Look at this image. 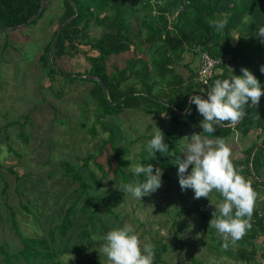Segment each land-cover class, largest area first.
<instances>
[{"label": "trees", "instance_id": "1", "mask_svg": "<svg viewBox=\"0 0 264 264\" xmlns=\"http://www.w3.org/2000/svg\"><path fill=\"white\" fill-rule=\"evenodd\" d=\"M48 1L44 0L42 13L27 24L39 11L41 0H0V29L15 30L35 25L47 10ZM60 2L61 15L50 40L41 49L38 61L50 88L55 82V76L60 75L71 85L86 82L92 84L87 96L94 106V122L99 124L103 133H108V137L102 139L96 155L91 153L76 162L65 160L60 164L63 175L68 177L73 185H77L81 196L88 197L86 204H90L92 211L96 205L92 202L94 198L88 196L89 184L79 172L80 168L86 167L90 181L98 183L99 180L88 166L91 162L98 171L103 172V164L98 158L104 155L102 161L107 164L108 170L115 177L123 178L126 166L124 157L129 154L128 149L121 146V141L117 143L111 127L105 125V117L112 118L129 110L142 111L152 117L163 115L169 125L163 133L169 151L163 154L156 153V157H151L144 149L140 155V163L144 165L151 163L154 169L157 168L156 164L160 163L162 176L166 178L176 169L173 161L182 156L183 147L179 143L182 132L189 123L195 124L197 116L200 115L196 106L190 105V102L188 109H191V114L185 112L188 99L192 95H201L207 99L205 95L207 88L211 87L216 79L229 78L231 70L233 75L241 76V68L249 69L264 89V74L260 72V67L264 65V43L256 37L258 27L264 26V0H60ZM75 9L77 16L74 18ZM69 18L72 20L63 27L50 62L49 54L57 29ZM209 18L226 19L228 23L223 30H217L207 23ZM92 28L100 30L98 38L90 37ZM202 53L221 59V64L206 85L197 80L198 66L192 70L190 63L186 62L189 58L185 60L186 56L192 55V61H189L192 63L196 56L199 57ZM121 56L125 62L123 67L115 62L109 65L111 59ZM65 57L84 62V64L75 62V66H78L76 70L79 71L74 74L75 77L65 75L56 65ZM79 67L83 70L80 71ZM177 67L185 69L186 75L177 72ZM85 76L99 77L107 88L108 99L105 98L101 85L96 80L84 78ZM64 89L62 96L68 94ZM87 103L84 106L86 111L89 108ZM31 113L24 117L22 130L17 135L24 148L30 143L31 137L22 135L33 125L27 124ZM59 114L57 111L52 121ZM16 123L15 121L9 125ZM96 124L88 130L93 138L97 136ZM81 126L85 128V122H81ZM254 130L259 131L256 139L246 150L245 157L236 165L239 174L251 183L257 193L251 219L252 226L243 238L235 243L238 246L236 252H231V243L227 250L223 249V241L214 237L211 238L213 243L207 246L208 250L217 256L234 258L236 261L234 264L237 262L264 264V240L262 245L255 242L258 237H264V198L259 197L261 194L264 195V95L261 96L258 106L251 104L246 106L245 116L235 126L217 127L216 132L210 137L212 139L222 137L227 141L234 133L247 136ZM6 139L9 140L8 137ZM256 144L259 146L249 166L250 153ZM8 151L18 158L22 157V154L14 150L10 144ZM42 153L39 157L48 163L47 157ZM8 168L18 180L32 175L31 172L19 175L12 166ZM123 183L126 184V181ZM218 196L222 199L220 194ZM94 200L96 202L99 197H95ZM76 205L77 201H74L68 208L62 209L60 223L50 229L48 239L24 237L21 234L19 236L15 213L11 211L7 221L10 229L19 237L21 248L11 254L0 244V263L15 264L13 260H23V264H63L58 257L62 250L71 247L70 233L80 218L77 217L79 215L76 216ZM22 208L28 214L31 212L23 205ZM81 210L86 212L85 205ZM202 217L205 219L203 215ZM88 219L95 221L92 216H88ZM95 226L85 224L77 233V243L81 247L86 245L89 238L97 235ZM154 242L153 264H165L160 257L166 250V245L161 241ZM258 256L263 263L257 259ZM194 260L192 259V262Z\"/></svg>", "mask_w": 264, "mask_h": 264}, {"label": "rangeland", "instance_id": "2", "mask_svg": "<svg viewBox=\"0 0 264 264\" xmlns=\"http://www.w3.org/2000/svg\"><path fill=\"white\" fill-rule=\"evenodd\" d=\"M47 5V10L35 25L0 31V244L11 254L21 248L19 237L10 229L7 221L11 211L15 213L19 236L21 234L24 237L48 239L50 229L60 223L62 209L77 201L75 212L80 218L70 233L71 247L62 250L58 257L63 264H106V258L102 253H98L99 245L103 243L101 237L125 223L133 225L142 245L151 243L155 247L154 241H161L166 245V250L160 257L165 264H234V258L217 256L207 248L213 243L212 237L223 241L209 225L213 218L212 213L216 210L215 206L221 200L219 193L213 191L208 199H194L193 190H181L177 166L166 178L162 176V185L155 193L142 197L141 200L119 189L124 181L128 184L141 180L140 176L132 172L131 167L140 163V155L144 152L146 142L153 137L152 134L157 128L164 133L169 127L163 115L152 117L142 111L129 110L112 118L105 117V125L111 127L117 143L121 141V146L126 147L129 154L124 157L126 166L123 178L115 177L108 170L107 164L102 161L104 155L98 158L103 164V172L98 171L91 162L88 166L99 180L98 183L90 181L86 167L80 168L79 172L89 184L88 196L92 199L99 197L96 202L92 200L96 205L93 211L90 204H86L88 197L81 196L77 185H73L71 180L63 175L60 167L63 161L76 162L88 154L96 155L102 139H107L108 133H103L99 124L94 122V106L87 96L92 84L86 82L71 85L60 75L55 76L53 86L48 87L49 81L40 69L38 57L56 28L58 17L61 15V2L49 0ZM99 35V29H91V38H98ZM187 58L189 55L185 60ZM76 61L84 64L81 60H70L66 57L55 63L65 75L75 77L74 74L79 72L76 70ZM114 62L120 67L125 63L122 56L111 59L109 65ZM186 62L190 63L192 70L196 69L199 63L197 56L192 63L189 59ZM79 69L83 70L82 67ZM177 72L186 75V70L181 67H177ZM63 89L68 92L65 96H62ZM47 102L55 107H51ZM86 103L89 104L88 111L84 109ZM57 111L60 114L52 121ZM28 113L31 115L27 124L33 125L22 135L31 137L28 147L24 148L17 135L22 130L21 124ZM202 120L203 117L198 115L197 122L189 123L182 132L179 140L180 146L183 147L181 161L185 158V145L189 142L182 139L186 136L190 138L194 132L200 133L199 124ZM15 121L16 125H9ZM81 122H85V128L81 126ZM93 124H96L97 132L94 138L88 132ZM258 133L256 130L247 136L234 133L226 141L231 148V159L236 169L237 162L245 157L246 150L250 148ZM8 144L21 153L22 157L11 154ZM40 153L47 157L48 163L39 157ZM10 166L19 175L26 172H31L32 175L18 180L9 172ZM156 166L161 169L160 163ZM191 167L190 165L189 173ZM161 171L163 174L162 169ZM259 197L264 198V195ZM22 205L31 212L28 214ZM84 205L86 212L81 210ZM88 216H92L95 221L89 220ZM85 224L96 225L98 233L81 247L77 243V233ZM263 240L262 236L255 242L262 245ZM237 247V244L232 245L231 252H236ZM60 248L63 249L62 246ZM257 259L263 263L260 256ZM13 262L23 264V260Z\"/></svg>", "mask_w": 264, "mask_h": 264}, {"label": "clouds", "instance_id": "3", "mask_svg": "<svg viewBox=\"0 0 264 264\" xmlns=\"http://www.w3.org/2000/svg\"><path fill=\"white\" fill-rule=\"evenodd\" d=\"M207 23L217 30H223L228 21L209 18ZM256 37L264 43V26L258 27ZM241 72V76H236L231 70L229 78L216 79L207 88V99L201 95L190 97V105H195L203 117L199 124L202 132H194L190 138L184 137L182 140L189 141L185 145V158L173 161L178 167L182 191L193 190L194 199H208L213 191L222 197L215 206L209 225L222 237L225 250L230 243L235 245L251 228L257 198L251 183L235 168L231 159L232 151L226 140L222 137L210 138L217 127L235 126L245 116L246 106H258L264 95V89L256 76L247 68H241ZM260 72L264 74V65L260 67ZM187 113L191 114L190 108ZM164 140L163 133L157 128L153 137L146 142L145 151L151 157H156V153H167L169 146ZM131 170L143 179L137 183L122 184L119 189L125 194L141 200L161 187L162 171L154 169L151 163H136ZM101 239L103 243L99 245L98 253L106 258V264H153V245H142L132 224L125 223L122 227L114 228Z\"/></svg>", "mask_w": 264, "mask_h": 264}, {"label": "water", "instance_id": "4", "mask_svg": "<svg viewBox=\"0 0 264 264\" xmlns=\"http://www.w3.org/2000/svg\"><path fill=\"white\" fill-rule=\"evenodd\" d=\"M44 5H45L44 0H41V6H40L39 11L36 13V15H34V16H33V17L27 22V24H29L33 19L37 18V17L42 13L43 8H44ZM75 12H76V14H75L74 18L77 16V10H76V9H75ZM71 20H72V18H69V19L63 21V22L59 25V27H58V29H57V33H56V37H55V40H54L53 47H52V49H51V51H50V54H49V61H50V62H52V56H53V53H54V51H55V49H56V47H57L58 40H59V37H60V34H61V31H62L63 27H64L68 22H70ZM17 28H19V27H17ZM6 30H7V29H0V31H6ZM86 79L96 80V81L101 85L105 98L108 99L107 88H106L105 84L103 83V81H102L99 77H95V76H87ZM189 102H190V98L188 99L187 109L185 110V112L188 110ZM185 112H184V113H185ZM258 146H259V144H256V145L253 147V149H252V151H251V153H250L249 166H250V163H251V158H252L254 152L256 151V149L258 148ZM250 172H251V173L253 172L252 169H251V167H250Z\"/></svg>", "mask_w": 264, "mask_h": 264}, {"label": "built area", "instance_id": "5", "mask_svg": "<svg viewBox=\"0 0 264 264\" xmlns=\"http://www.w3.org/2000/svg\"><path fill=\"white\" fill-rule=\"evenodd\" d=\"M198 61L197 80L202 85H206L215 74L217 67L221 64V59L213 58L205 53H202L198 57Z\"/></svg>", "mask_w": 264, "mask_h": 264}, {"label": "crops", "instance_id": "6", "mask_svg": "<svg viewBox=\"0 0 264 264\" xmlns=\"http://www.w3.org/2000/svg\"><path fill=\"white\" fill-rule=\"evenodd\" d=\"M189 61H192V55H189ZM198 66V64H197Z\"/></svg>", "mask_w": 264, "mask_h": 264}]
</instances>
